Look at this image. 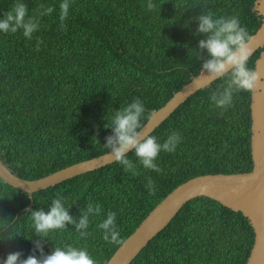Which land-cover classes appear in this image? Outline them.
Listing matches in <instances>:
<instances>
[{"label": "trees", "instance_id": "1", "mask_svg": "<svg viewBox=\"0 0 264 264\" xmlns=\"http://www.w3.org/2000/svg\"><path fill=\"white\" fill-rule=\"evenodd\" d=\"M254 1L68 0L61 20V0H23L38 28L31 39L20 30L0 33V163L33 181L105 154L102 144L110 128L103 124L116 108L139 98L145 109L142 127L198 74L197 56L206 57L203 50L193 53L202 37L193 35L196 21L189 18L206 11L235 14L251 36L261 24ZM15 2L0 0V15ZM47 7L52 11L42 15ZM261 51L248 58V67L254 69ZM220 83L189 97L150 134L158 142L171 131L182 137L175 151L158 153L159 172L143 169L129 152L137 175L114 162L34 193L31 206L27 194L0 180V234L13 233L0 239V262L13 251L20 259L39 256L33 246L39 241L45 254L70 244L85 248L95 264H105L179 185L204 175L249 172L250 91L234 93L231 106L221 112L208 99ZM146 177L153 181L151 195ZM56 193L74 218L89 201L101 205L100 215L89 217L87 236L80 237L72 225L48 237L33 233L26 209L47 210ZM106 211L116 213L120 243L103 240L96 228ZM252 243V229L239 212L198 197L184 204L130 264H245Z\"/></svg>", "mask_w": 264, "mask_h": 264}, {"label": "clouds", "instance_id": "2", "mask_svg": "<svg viewBox=\"0 0 264 264\" xmlns=\"http://www.w3.org/2000/svg\"><path fill=\"white\" fill-rule=\"evenodd\" d=\"M68 7V0H61L59 4L61 20L67 16ZM152 7L153 4L149 2L147 8ZM51 11L52 8L47 7L41 14ZM189 19L196 21L193 35L199 34L202 37L197 40L196 50L193 53L203 50L206 57L200 60L197 56L200 61L198 77H203L206 83L221 81L208 99L211 106L223 112L231 106L234 93L251 91L261 79L257 72L247 65L248 57L252 52V48L249 47L252 37L235 14L217 16L211 11H206ZM37 28V19L27 15V7L23 0H16L10 10L0 15V33H15L20 30L23 37L31 39L32 33ZM144 112L141 100L136 98L123 107L116 108L103 124L104 128H110V134L104 137L102 144L106 153H110L112 161L121 165L125 172L133 176L138 174L136 164L143 169L159 172V166L155 163L158 153L175 151L182 139L177 131H171L162 142H158L155 136L142 134L140 118ZM129 152L135 156L136 164L128 158ZM145 188L151 195L154 190L151 177H146ZM68 206L65 198L56 193L50 200L47 210L26 209L33 233L39 237H48L50 231L72 225L80 237L87 236L89 217L99 216L101 205L89 201L79 210L80 214L76 218L69 214ZM115 217V212L106 211L104 218L96 224V228L101 230L102 239L109 243H120ZM12 235L13 233L10 232L0 234V239H11ZM33 246L35 251L40 253L39 256L28 255L20 259V252L13 251L6 254L0 264H95L83 247L70 244L57 246L52 247V250L45 254L39 241H34Z\"/></svg>", "mask_w": 264, "mask_h": 264}, {"label": "water", "instance_id": "3", "mask_svg": "<svg viewBox=\"0 0 264 264\" xmlns=\"http://www.w3.org/2000/svg\"><path fill=\"white\" fill-rule=\"evenodd\" d=\"M252 10L261 17V24L251 35L249 47L252 48V52L249 57L259 49L262 51L253 69L261 79L250 91L251 170L229 175L199 176L179 185L148 213L105 264H130L147 243L169 224L184 204L198 197L208 198L232 212H239L246 218L253 232V243L245 264H264V0H255ZM211 83H206L203 77H198V74L192 77L161 108L151 112L140 129L141 133L150 135L189 97ZM112 163L114 161L110 153H105L33 181L14 176L0 163V180L17 191L27 194L31 206L34 193ZM16 218L17 215L14 220Z\"/></svg>", "mask_w": 264, "mask_h": 264}]
</instances>
